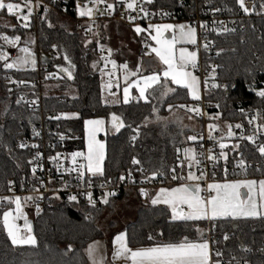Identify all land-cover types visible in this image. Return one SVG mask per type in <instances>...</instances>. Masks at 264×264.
<instances>
[{
  "label": "snow or ice",
  "instance_id": "obj_1",
  "mask_svg": "<svg viewBox=\"0 0 264 264\" xmlns=\"http://www.w3.org/2000/svg\"><path fill=\"white\" fill-rule=\"evenodd\" d=\"M49 3L53 6H57V0H49ZM49 3H45V0H0V10H6L7 14L15 17L17 25L12 26L13 32L19 29H30L32 27V20L35 17L42 25H46L48 29H54L55 24L49 18V12L52 10L49 7ZM74 3V14L77 18H87L89 23L84 27L86 37L83 41L84 47L87 48L89 44L93 43V40L87 39V34L92 33L97 39L95 40L96 49L101 53L107 51V56L101 55L98 60L93 61L91 67L94 70H99L101 77L105 75L109 77V82L104 83L102 79L101 83V96L103 99V92L105 89L108 90V95L111 97L110 101L105 103H111L112 105H129L133 100L137 104L141 101L144 104H151L152 100H156L159 103L166 101L169 95L177 92V88L170 87L171 85L178 86L179 89H185L186 95L191 98L192 101L197 102L195 105L168 104V110L171 111L173 107L178 109H184L188 113H194L196 116H204L206 113L202 111V88L204 91H208L209 88L212 90L222 89L228 92L230 87L234 85L218 83L217 67L218 65L205 64V71L208 73L207 78L201 81L200 77L194 74L199 70L198 62V50L189 51L187 47H179L177 45H193L197 46V27L190 23H152L149 22L147 27H141L136 21L147 20L149 17L160 15L163 17H170L169 12L158 11L150 12L148 5H153L155 0H114V3H108L107 0H73ZM104 5V11H100V6ZM116 5H120L125 9L127 13V20L132 24L133 31L136 35L147 33V37H150L151 41L155 42V46L147 43V37L144 43V48L148 51L144 52L145 56H150L153 53L161 63L162 69L159 71H152L149 74L141 73V67L143 65V57L140 62L137 63L134 70H130L127 62L117 65L113 57V50L105 47L104 44L100 43L99 32H93V25L95 24V16L97 13L109 16L115 11ZM234 5L238 8L239 12H242L244 16H250L252 14L264 16V0H261L259 4V11L256 10L255 5L251 8L246 5L245 0H234ZM181 7L183 3L181 0ZM209 9L213 16L218 12H221V8H213L209 4ZM223 10L232 12V8L225 6ZM40 11L43 15H40ZM62 11L67 13L68 9L65 6ZM135 13V15H133ZM124 15L122 14V17ZM235 23V21H231ZM63 27V25H61ZM98 29L100 25H95ZM243 26V21H241ZM7 27V25H6ZM105 28L107 25L104 26ZM199 28L205 33L204 43L202 47L205 52L209 51L213 47L214 41L207 38V33L210 31L216 35H223L226 33H234L235 27H228L227 23L223 20L213 19L211 25L208 22H199ZM171 32L173 35L171 39L165 37V33ZM154 33V34H153ZM261 39H264V34L261 35ZM0 63H2L4 70H16L31 67L35 70L37 65L36 54L33 52L31 45L35 43V39L32 36H26L21 46V35H8L4 32H0ZM52 49L59 53V46L56 44L51 45ZM8 49H15L16 55L12 56ZM223 49L216 52L219 56ZM63 60L68 64V67H59L61 73L67 74V79H73V73L70 68L75 66L71 63L69 56L65 52ZM103 61V67H100V62ZM112 66V71H106L108 65ZM119 67L123 69V80L125 86L123 88L122 99L116 92H113V87L119 88V77L116 78V84L112 82V78L116 75L115 70ZM148 70L145 69V72ZM261 71H264V66L261 67ZM52 77V74L45 76V79ZM130 77H136L132 80ZM245 77H252L253 83L247 85L250 92H254L255 95L261 99H264V87L257 85L254 77V73L251 69H245ZM6 80H10V77L6 76ZM11 83H23V81L10 80ZM135 88L138 92V96L130 94L129 89ZM11 91V89H9ZM21 98L17 99L16 103L21 102ZM35 103V101H33ZM220 107L219 104L216 105ZM241 115H245L244 109H240ZM159 109L155 106H151V112L148 116H144L141 123H136L135 126L130 123H126L122 115L116 112L110 113V128L106 127V119H85L84 133L86 141V153L83 151H73L70 153L72 167L64 168L61 163L60 153H56L54 156L49 157V161L53 163L56 168V172L61 176V182L64 187L67 188L68 182L63 181L62 177L64 174L71 175L75 173V178L81 186L79 195H82L86 199L88 206L96 208L97 204L108 205L110 198L117 196V191L113 187L111 190H107L109 185L131 183L135 185L137 183L134 173H138L140 176L139 183L141 186L137 189L138 195L142 198L147 199L153 207L158 205H164L166 208L162 211L168 215L170 223L184 222L188 224L192 222L194 231L197 235L196 240H190L187 236L176 242L167 243H156L149 247H140L132 250L127 245V233L121 232L114 237L113 240V259L114 261L123 260L125 262L130 261L131 264H249L246 257H237L234 253L229 252V259L227 262L224 260L225 251L219 247L223 242L230 240V236L227 232L222 234L221 239H211L209 235L205 234L204 230L197 225V222L207 221L210 225L209 232H214L219 226L218 222H227L229 220H236L238 218H259L264 219V179L259 181L254 179H243V180H227V168H224V182L223 183H206L207 172L204 168H200L199 165L202 163L198 157L203 156V152L197 153L195 148H185L183 150L184 159L179 161L176 166L169 169L161 167H146L145 162L142 161L138 156L133 155L130 159L132 167L128 168L125 172H121L118 176H109L105 169V143L100 139H97L99 133L104 132L105 135L108 132L120 133L122 129H128L127 142L130 147H135L136 142L140 138L141 129L147 128L150 123L161 124L165 129L169 123H175L178 127H183L182 120L177 117L173 121H169L167 118L161 117ZM55 119L59 120L61 117L56 116ZM65 119L79 118L78 113H73L71 116L64 114ZM154 118V119H153ZM192 119L190 115L188 117ZM210 120L221 119V114L209 116ZM256 120H264V115L259 111L248 120V124L252 125ZM235 129H241V140H246L255 146V151L259 154V157L264 160V143H258L257 132L264 130V123L256 126V131L251 135H243V125L240 123L226 124L227 132L221 133L219 139H217L213 133L220 131L218 124L209 123L208 128V139L214 140L220 149L218 155L214 154L213 149L207 150L208 154L206 160L213 163L212 177L215 178V165L223 159L225 164L228 162V154L225 149L229 148V145L223 142L225 135L228 138L235 136ZM33 136H39L40 133L33 127ZM64 136H60V140H64ZM187 141L195 142L198 139L202 140V136L189 135L186 137ZM20 149L33 148L37 149V144H31L21 141L18 144ZM51 147V145H50ZM202 147V145H201ZM232 151H239V145H233ZM179 153V149H176ZM43 154L36 152L35 155L27 161V164L31 167V174L33 178L32 192L37 195L24 196L23 198L19 195L11 196H0V205H15V210L9 208L2 214L3 229L7 233V238L10 240L12 246H23L29 245L35 247L37 245V239L33 235V229L31 223L22 211V199L24 202H37L44 199L43 194L40 193V188H45L48 191H59L57 189H47L46 183L42 177H38L36 173L43 171V165L39 163L42 159ZM77 158H81L82 162L78 163ZM179 160V157L177 158ZM234 168L239 169L240 173L234 172L233 174H244L247 175L248 169L251 164L248 163L243 153H239V158L233 157ZM150 164V161L148 162ZM187 165V174H183V170ZM197 166L199 175L192 171L193 166ZM20 167L19 164L16 165ZM61 168H64V172L61 173ZM177 168L180 172H177ZM261 167L257 166L255 171H261ZM159 179L163 184L164 181H180L177 186L164 187L161 186L158 190H154L152 194L149 190L144 187L145 184H150ZM51 170H49V178L47 184H52ZM15 182L12 180L7 181V190L13 191ZM257 186H258V198H257ZM23 190V183L20 185ZM98 187L102 189V194L99 197L94 198L93 188ZM241 189H246L245 193L241 192ZM202 193H205L202 195ZM59 199V196H55ZM68 201L70 203H79L78 195H69ZM35 211L37 215L41 212L39 204H36ZM23 218L24 231H21L20 226L16 223L17 220ZM87 218V217H85ZM163 235V233H160ZM148 239L153 240V236L149 235ZM72 246L68 245V252H71ZM241 252L250 253L251 248L244 245H240ZM261 253H264V247L258 249ZM89 261L91 264H104V257L98 256L99 253V242H93L86 249ZM67 254V253H65Z\"/></svg>",
  "mask_w": 264,
  "mask_h": 264
},
{
  "label": "trees",
  "instance_id": "obj_2",
  "mask_svg": "<svg viewBox=\"0 0 264 264\" xmlns=\"http://www.w3.org/2000/svg\"><path fill=\"white\" fill-rule=\"evenodd\" d=\"M209 4L213 8H221L226 15L238 21V27L234 33L209 35V38L214 41L211 55L219 66L217 67V82L234 85V87H230L228 92L222 89L208 91L205 99L219 103L220 107L215 108L214 111L221 114L220 121L244 122L245 116L241 115L240 108L264 105V99L257 97L247 87L253 82V78L245 77V69H251L255 80L264 78V71H261V67L264 66V39H261V35L264 34V16L255 14L244 16L243 13H238L234 0H185L183 7L179 0H155V3L149 6L155 11H175L181 14L177 20L189 22L196 9L203 8L204 5L209 8ZM225 6L232 8L233 11L223 10ZM3 15L5 12L1 10L0 16ZM49 18L55 24L54 29H48L46 25L36 20L30 29L17 28L16 32L11 30L12 27L0 24V32L10 36L21 35V39L28 35L34 37L36 54L49 51L52 44L58 45L60 51L54 59L55 64L64 65L61 54L66 52L75 66L71 69L73 73L71 81L61 75L62 87L71 84L76 95L69 97L43 93L38 108L30 110L25 104L16 103L17 100L10 94L9 84L5 77L8 73L18 81L30 82L42 77V73L30 67L20 71L14 69L6 71L0 63V194L7 191L9 180L14 181L17 186L21 183L26 185L30 180L31 167L27 164L30 155L20 149L18 144L41 118L48 119L50 114L62 113L63 118L55 122L60 132L70 137L62 147L73 151H83V121L85 119L107 118L111 112H116L122 115L126 123L135 126L136 123L143 121L144 116L150 114L151 106L155 105L161 117L169 121L179 117L183 122L184 116L179 111L184 112L185 110L173 107L169 111L168 104L188 105L194 102L186 95L185 89H179L178 86L170 84V87L178 90L169 95L163 103L156 100H152L151 104H144L143 101L137 104L135 100L129 105L105 103L101 96V77L98 71L91 67L96 58L94 43L85 48L83 43L85 38L72 30L68 21L55 14H50ZM241 21H243V26H241ZM220 49L223 51L217 56L216 52ZM208 55L204 53L205 61ZM43 82L45 81L40 84L41 89ZM73 113H78L79 118H64V114L71 116ZM190 115L196 119L194 113ZM193 130L194 128L184 122L182 128L175 123H169L166 129L161 124L150 123L147 128L141 129V135L135 147H130L127 142L128 129H122L120 133L105 135L107 175L115 177L132 167L130 159L133 155L144 161L146 167L162 166L169 169L176 166L177 157L180 155L176 149L180 150L190 143L186 137ZM235 153H238V156L239 153H243L244 158L264 161L248 141ZM17 164L20 165L19 168L16 167ZM261 169L259 172L255 169H248L245 176H264V164L261 165ZM134 175L139 176L138 173ZM123 195L110 198V203L115 199H120ZM105 206L107 205L93 209L86 207L83 203H70L54 197L46 198L41 213L32 216L33 235L37 239V245L35 247L29 245L14 247L8 240L2 223L3 212L12 208V205H0V264H89L86 254L87 246L97 239L106 237V231L100 225L102 210ZM165 208L164 205L153 207L143 202L139 205L135 218L126 223L123 229L127 233L129 247L176 242L184 236L190 240L197 238L192 222L188 224L170 223L168 219L170 213L166 215L162 211ZM87 213L92 215L90 220L85 219ZM218 225L214 232H209V235L221 241L224 232L231 237L229 241H222L217 246L225 251V262L229 259L228 253L232 252L237 257H246L249 264H264V253L258 251L259 248L264 247V219L239 218L223 223L218 222ZM196 226L202 228L205 234L210 227L207 221L197 222ZM149 235L153 236V240L148 239ZM69 244L73 249L71 252H68ZM240 245L249 247L252 251L243 253L239 250Z\"/></svg>",
  "mask_w": 264,
  "mask_h": 264
},
{
  "label": "built area",
  "instance_id": "obj_3",
  "mask_svg": "<svg viewBox=\"0 0 264 264\" xmlns=\"http://www.w3.org/2000/svg\"><path fill=\"white\" fill-rule=\"evenodd\" d=\"M181 3V0H179ZM81 2L83 3V0H81ZM108 3H114V0H107ZM185 0H182V3H184ZM261 0H245V3L247 6H249L250 8L255 5L256 10L259 11V4H260ZM45 3H49V0H45ZM67 7L68 11L67 13H65L64 11H62V9L64 7ZM49 7L52 9L49 12L50 14H55V15H59L61 18L65 19L66 21H68L72 27V30L77 31V33L81 34L84 38L86 37L85 31H84V27L89 23V21L87 20V18H77L74 14V3L73 0H57V6H53L49 3ZM150 12H158L153 10L152 8H150V6H147ZM100 11L103 12L104 11V5L100 6ZM160 11H164V12H169L171 15L170 17H161L160 15H156L154 17H149V19L147 20H137L136 23L139 24L141 27H147L149 22L152 23H163V22H172V21H176L177 19H179L181 17L180 13H175L168 11V10H160ZM238 13H242L239 12ZM40 15H43V12L40 11L39 13ZM122 14L124 15V18L122 17ZM133 15H135V13H133ZM217 19V20H223L227 23L228 27H235V29L237 30L238 27V21H236L235 19L230 18L228 15H226L223 11L218 12L215 14V17L213 16L212 12L210 11L209 8L206 7V5H204L203 8L200 9H196V11L193 13V15L191 16V18L189 19L190 24H193L194 26L197 27V37H198V44L197 46H195L196 48H199L198 50V62H199V70L196 71V73L199 75L201 81H203L204 79L207 78L208 73L205 71V64H212V65H217V62L215 59H213V55H211L212 53V48L209 49V51L205 52L202 44L204 43V37H205V33L201 31V29L199 28V22L201 21H205L208 22L209 25H211V22L213 19ZM37 19L34 17L32 20V23L34 21H36ZM231 21H235V23H231ZM109 22H116L118 24H120L121 26L127 28L128 30L132 31L138 46V50L141 53H144L145 51H148V49L144 48V43L147 37V33L141 34V35H136L133 31V25L130 24L127 20V13L125 12V9L120 6V5H116L115 11L113 12V14L111 16H109L107 13H105V15H100L99 13L96 14L95 16V24L93 25V32H99L100 34V43L104 44L106 49L107 48H112V46L108 43L106 35H105V25H107ZM95 25H100V27L97 29ZM154 34V33H153ZM214 34L212 32H208L207 33V38L209 40H211L209 38V35ZM87 39H91L93 40V43L95 45V49H96V44H95V40L97 39L95 36L92 35V33H88L87 34ZM147 43L152 44V41L150 39V37H147ZM204 53H206L207 56V60H204ZM95 56L97 57V59H99V57L101 55H105L107 56V51H105L104 53H101L99 50H95ZM12 56H15V53L12 52L11 53ZM59 55V53H57L56 51H54L52 49V47L49 49V51L47 52H41L39 54H37V58H38V66L35 68L36 72L42 73V77L34 80V81H23V83H11L10 80H15L18 81L14 78V76L12 74H8L6 76L10 77V80H7V83L9 84V89H11V95H13L16 100L21 98V103L25 104L30 110H36L39 106L40 100L42 99L43 96V91L40 87V84L42 81H47V80H52L56 78V69L54 68L55 66H58L57 64H55V58ZM45 57L46 60H42V58ZM112 59H114V50H113V57ZM47 60L50 61V63L47 62ZM101 64H103V61H101ZM110 66V64L108 65V67ZM54 71V72H53ZM52 74V77H50L49 79H45V76ZM59 74V72H58ZM60 75V74H59ZM61 76V75H60ZM118 77V75L116 74L113 78L112 81L116 82V78ZM257 85L264 87V78L260 79V80H255L254 81ZM253 83V82H252ZM212 89L209 88L208 91H211ZM113 92H117V87H113L112 89ZM208 91H204L202 88V111L204 113H206V115L204 116H196L195 117L198 121V127L196 129H194L192 131V133L190 135H197V136H202L203 139L200 140L198 139L195 142L190 141V144L192 145L193 148L196 149L197 153H201L203 152V156L198 157L199 159H201L202 163L199 165L200 168H204L207 172V180L205 182V184H202V187L206 186V183H212V182H222L224 181V168H227V180H236V179H246V178H258V177H264V176H245L244 174H233L234 172L236 173H240L239 169H235L234 168V163L235 161L233 160V157H237L238 153H235L237 151H232V146L233 145H239V149L244 145V143L246 142V140H241L240 136H241V129H235L233 127V131L235 132V136L232 138H228L225 135V138L223 141H227L229 148L225 149V152H227L228 154V162L227 164H225V161L223 159H220L216 165H215V178L213 179L212 177V172H213V163L208 162L206 160V156L208 154L207 150L209 148L213 149L214 154L218 155L220 149L218 147V144L214 141V140H209L208 139V128L207 125L209 123H214V124H218L220 127V131L218 132H214L213 135L219 139L221 136V133H225L227 132V128H226V124H232L233 126L237 123H240L243 125V135L247 136V135H251L253 134L254 131H256V126L258 124L264 123V120H256L253 122L252 125L248 124V120L251 119L253 116L256 115V113L259 111L262 115H264V105L260 106V107H247L244 108V112H245V121H239V120H210L209 116H212L214 114H216V112L214 111L217 104H219L218 102H214V101H208L205 99V95ZM33 101H35V103H33ZM197 104V102H193L192 105ZM239 107V106H238ZM241 109V108H240ZM56 116H60L62 119L63 118V114L62 113H57V114H50L48 116V119H43L41 118L39 120V122L32 126V128L34 127L39 133V136H33L32 134V130L31 132L24 136L20 141H24L26 143H28L29 145L31 144H37L39 147L37 149H33L31 147L26 148V149H22L26 152L29 153L30 158L31 159L35 153L38 151L40 153L43 154L42 159L39 160V163L43 165V171H39L36 173V175L38 177H42L46 183L47 189H57L59 191H48L45 188H40V193L43 194V196L45 197L42 200H39L37 202H24L22 199L21 205H22V211L25 214V216L27 217L28 221L31 223H33L32 221V216L37 214L35 211L36 208V204H39V207L41 209V211L43 210L44 206H45V202H46V198H50V197H54L55 196H59V199L62 200H67L68 201V196L69 195H78V199H79V203H83L86 207L92 208L90 206L87 205L86 203V199L84 196L79 195V192L81 191V186L79 184V182L76 180L75 178V173L68 175V174H64L62 179L63 181L68 182V187L65 188L64 184L61 182V176L57 174L56 172V168L53 165V163H51L49 161V157L50 156H54L56 155V153H60L61 157V163L64 165V168H68V167H72V163H71V156L70 153L73 152V150H68L65 147H62V145H64L66 143V141L68 139H70V137L65 134L60 132L59 130V126L58 124L55 122L54 117ZM52 120V121H51ZM63 135L65 138L63 141L60 140V136ZM258 135V140H257V144L258 143H264V130H260L259 132H257ZM51 145V147H50ZM202 145V147H201ZM253 145V144H252ZM254 146V145H253ZM255 147V146H254ZM179 160L177 162V164L179 163V161H182V156L179 155ZM177 157V158H178ZM245 160L251 164V167L249 169H256L257 166H260L262 164H264L263 162H259L256 161L254 159L251 158H245ZM77 162L80 163L82 162L81 158H77ZM32 167V166H30ZM64 168H61V173L64 172ZM49 170H51V176H52V180L53 183L52 184H47V180L49 178ZM188 168L187 165L185 164L184 170L183 172L187 173ZM192 171L195 172L197 175H199V171L197 166H193ZM177 172H180V169L177 168ZM137 183L135 185L131 184V183H125V184H117V185H109L107 190H111L113 187L116 189L117 191V195H121V194H126L129 192H137V189L141 186V184L139 183L140 181V176L136 177ZM33 178H32V174L30 177V180L28 181V183L25 185L23 184V190H21L20 185L17 186V184H14L13 187V191L9 192L8 190L5 193H1L0 196H11L13 195V193L15 195H19L22 198L24 196H28V195H32L35 196L37 195V193L32 192L31 188L33 186ZM180 181H164L163 184L161 183V181L159 179H157L156 181L150 183V184H145L143 185L144 187H146L148 190L151 189H155V188H159L161 186L164 187H172L176 184H179ZM102 189L98 188V187H94L93 188V193H94V198L95 197H99L102 194ZM205 193H202V195H204ZM142 198V197H141ZM144 199V198H143ZM102 204H97L96 208L93 209H98L100 208ZM14 212L15 210V205H12L11 208ZM41 213V212H40ZM86 220H90L92 215L90 213H87L85 215ZM16 223L20 226L21 231L23 232V225H24V219L21 218L19 220L16 221ZM34 233V231H33ZM206 234L209 235V230H206ZM209 237L211 239H215L214 237L210 236Z\"/></svg>",
  "mask_w": 264,
  "mask_h": 264
},
{
  "label": "crops",
  "instance_id": "obj_4",
  "mask_svg": "<svg viewBox=\"0 0 264 264\" xmlns=\"http://www.w3.org/2000/svg\"><path fill=\"white\" fill-rule=\"evenodd\" d=\"M105 35H106L108 43L112 46V48L114 50V59L117 62L118 66L121 63L127 62L128 61V57L137 54V52H140L138 50V46H137V43H136V40H135L133 32L128 30L127 28L121 26L120 24H118L116 22H109L107 24V27L105 29ZM153 43L154 42L152 41L151 45H154ZM145 58L149 59V60H145V64L150 62L148 64L149 66L147 65V67H146V69L148 71L145 72V69H144L143 72H142L143 74L146 75V74H149L150 70H152L150 68V65H151V67L154 66L153 63H152V60H154V58H153V54L150 55V56H145ZM95 60H98L97 57L95 58ZM102 66H103V64H101V62H100V67H102ZM154 68H158V67L154 66ZM116 70H117L116 74L119 77V88H117V92L116 93L121 97L122 93H123V87H124L125 84L121 83L122 82L121 78H120V74L121 73H119V72H121L120 68L117 67ZM96 71H98V73H99V70H96ZM106 71H108V70H106ZM102 79H103V82H105V84L107 82H109L108 81L109 77L107 75H105ZM112 82H113L114 85L116 84L115 81H112ZM104 91L107 92L108 90L106 89ZM129 92L133 96H138V92L136 91L135 88H130ZM104 94H106V93H104ZM106 96H107L106 100L110 101L111 97H109V95H106ZM121 99H122V97H121ZM188 105H192V104H188ZM179 113L184 116V120H183L184 124L189 125L192 128H194V129L197 128L198 121L196 119H194V118L193 119H189L188 118L190 116V113L185 112V111L184 112L183 111H179ZM95 119H98V118H95ZM104 119H106V127L110 128V123L108 121V117L104 118ZM108 134H115V133L108 132ZM104 136H105V133L101 132V133L98 134L97 139H100L102 142L105 143ZM83 141H84L83 152L86 153L87 148H86V141H85V133H84V140ZM183 174L186 175L187 173L183 172ZM246 179H254V180L259 181L260 179H264V177H258V178H252L251 177V178H246ZM236 180H243V179H236ZM228 181H232V180H228ZM223 182L224 181L216 182V183H223ZM177 185L178 184H176L174 186H177ZM154 190H158V188L149 190V193L152 194ZM242 193H245L244 189H242ZM128 196H129V198H131V200L134 201V203L132 204V209H130L131 210V213H130L131 216L128 218V220H126V222L121 224L119 228L113 229V230H112V228H113L114 224H110L108 222V224L105 225L106 237L93 241V242H97V241L99 242V253H98V256H102V257L105 258L104 259V264H131L130 261H127V262H125L123 260L114 261V259H113V251H114L113 240H114V237L117 234H119L121 232H124L123 229H124V226L126 225V223H129L130 221H132L135 218L136 210H137V208L139 207V205L142 202L143 203H147L149 205H151V204H150V202L147 199L141 198L140 196H138L134 192H129V193H126L125 195H123V197H128ZM105 210H107V207H106ZM196 239H193V240H196ZM93 242H91L90 244H92ZM153 245L154 244L146 245V246H139V247H129V246L128 247L131 248L132 250H135V249L140 248V247H149V246H153ZM88 246H87V248H88ZM88 260H89V258H88ZM89 264H91L90 261H89Z\"/></svg>",
  "mask_w": 264,
  "mask_h": 264
},
{
  "label": "rangeland",
  "instance_id": "obj_5",
  "mask_svg": "<svg viewBox=\"0 0 264 264\" xmlns=\"http://www.w3.org/2000/svg\"><path fill=\"white\" fill-rule=\"evenodd\" d=\"M6 2H8V0H6ZM4 12H5V15L0 16V24H4L5 26L7 25L9 27H12V26L17 25V20L15 19V17L8 15L7 12H6V10H4ZM163 23H188V22L187 21H184V20H176L175 22L172 21V22H163ZM172 35L173 34L171 32L165 33V37L166 38H169V39H171ZM28 36H30V35H28ZM24 39H21V46H22V43H23V40ZM197 41H198V37H197ZM0 43H2V42H0ZM153 44L154 45H152V46H155V42ZM182 46L183 47H187L189 49V51L197 50V48L195 46H193V45H180V44L177 45V49L179 47H182ZM31 48H32L33 52L36 54V52L34 51V44L31 45ZM8 50H9L10 53L14 52L15 55H16V50L15 49H8ZM141 57H143V65L141 67V73L143 72L144 69H146L147 65L150 62H148L147 64H145V60H149V59H146L145 58L144 53L137 52V54L128 57L127 64H128V67H129L130 70H134L135 69V66L137 65V63L140 62ZM36 58H37V54H36ZM153 58H154V60H152V63H153L154 66H157L158 68H154V66L151 67V65H150V68L152 69V70H150V72H152V71H159L160 69H162V67H164V66L161 65V63L159 62L158 58L155 57V54L154 53H153ZM37 66H38V58H37V65H36V67ZM25 69H27V68H25ZM25 69H22V70H25ZM107 70L108 71H112V66L110 65ZM120 70H121V72H119V73H121L120 74V78H121V81H122L121 83L122 84H125V82L123 80V69H120ZM116 71L117 70H115V73H116ZM194 74L199 77V75L196 72H194ZM99 75L101 77L100 71H99ZM60 77L61 76L58 74V72H56V78L55 79L47 80V81L43 82L42 83V91H43V93L44 94L64 95V96L67 95L69 97H74L76 95V92H75L74 87L71 84H68L67 87H65V86L62 87V80H61ZM130 79L134 80V79H136V77H130ZM101 80H102V77H101ZM104 93H106V94H104ZM106 95H108V91L107 92L106 91L103 92V100H104V102L106 101V98H107ZM122 96H123V93H122ZM223 142H225V143L228 144L227 141H223ZM185 148H193V147L189 143L185 147L180 148L179 154H181L182 159H184L183 150ZM244 191L246 192L247 190L244 189ZM241 192H242V189H241ZM256 195H257V198H258V186H257V193H256ZM133 203H134V201L131 200V198H129V196H128V197H121L120 199H115L110 204H108L106 206L107 207V210H105L106 207L102 210L103 213H102V217L100 219V225L101 226L103 225L102 228L104 229V231H106L105 225H107L108 222L110 224H114L112 230L119 228L121 224H123L124 222H126V220H128V218L131 216L130 215V213H131V210L130 209H132V204Z\"/></svg>",
  "mask_w": 264,
  "mask_h": 264
},
{
  "label": "water",
  "instance_id": "obj_6",
  "mask_svg": "<svg viewBox=\"0 0 264 264\" xmlns=\"http://www.w3.org/2000/svg\"><path fill=\"white\" fill-rule=\"evenodd\" d=\"M61 55H62V57H63L64 54L62 53ZM42 60H46L45 57H43ZM47 62L50 63L49 60H47ZM63 62H64V65H58V66H55L54 68L56 69L57 72H59L60 75H62L63 77H65V78L67 79V74H66V73H61V72L59 71V67H68V64H67L64 60H63ZM71 69H73V68H70L69 70L71 71ZM70 81H71V80H70ZM108 121H109V123H110V114L108 115ZM32 229H33V231H34L33 223H32Z\"/></svg>",
  "mask_w": 264,
  "mask_h": 264
}]
</instances>
